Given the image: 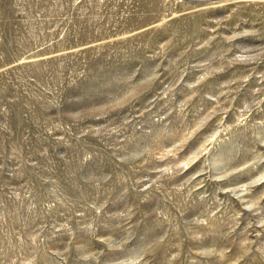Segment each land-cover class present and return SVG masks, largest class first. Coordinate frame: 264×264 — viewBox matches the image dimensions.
I'll list each match as a JSON object with an SVG mask.
<instances>
[{
	"label": "rangeland",
	"instance_id": "obj_1",
	"mask_svg": "<svg viewBox=\"0 0 264 264\" xmlns=\"http://www.w3.org/2000/svg\"><path fill=\"white\" fill-rule=\"evenodd\" d=\"M0 264H264V0H0Z\"/></svg>",
	"mask_w": 264,
	"mask_h": 264
},
{
	"label": "bare ground",
	"instance_id": "obj_2",
	"mask_svg": "<svg viewBox=\"0 0 264 264\" xmlns=\"http://www.w3.org/2000/svg\"><path fill=\"white\" fill-rule=\"evenodd\" d=\"M258 181V180H257Z\"/></svg>",
	"mask_w": 264,
	"mask_h": 264
}]
</instances>
